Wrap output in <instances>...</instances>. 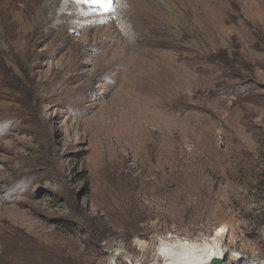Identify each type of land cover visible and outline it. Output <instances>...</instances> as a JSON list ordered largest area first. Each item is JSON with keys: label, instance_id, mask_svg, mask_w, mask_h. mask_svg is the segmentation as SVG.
<instances>
[{"label": "rangeland", "instance_id": "1", "mask_svg": "<svg viewBox=\"0 0 264 264\" xmlns=\"http://www.w3.org/2000/svg\"><path fill=\"white\" fill-rule=\"evenodd\" d=\"M171 1L0 0V264H264V0Z\"/></svg>", "mask_w": 264, "mask_h": 264}, {"label": "bare ground", "instance_id": "2", "mask_svg": "<svg viewBox=\"0 0 264 264\" xmlns=\"http://www.w3.org/2000/svg\"><path fill=\"white\" fill-rule=\"evenodd\" d=\"M137 1L140 7H142L141 8L142 12H140V16L142 17V19H145L147 15L152 14V11H156L157 9L162 13L163 16L170 19V14L162 10L159 5L156 4L154 7H149V6L143 7L142 0H137ZM148 1L154 3V0H148ZM176 1L180 2V4H178ZM176 1L175 0L171 1V4H170L171 8L173 7L176 10L174 6L178 5L179 9H183L184 11L185 9H187L188 11L190 10L188 9V6H189L188 0H176ZM157 13H155L156 16H157ZM155 117L156 116H154V118ZM226 232L227 230H225V227L222 225L218 227L217 229H215L214 234L212 236L201 235L202 236L201 243L203 244L201 246L194 244L188 238L178 237L176 234H171L164 238H160L159 243H158L159 247H158L157 254L161 255V258L163 259L164 264H176V263L178 264H193V263L209 264L216 258H221V257L225 258L226 254L228 253V249L224 245V238H225ZM230 255H232V253H230ZM154 264H157V263L154 262Z\"/></svg>", "mask_w": 264, "mask_h": 264}, {"label": "built area", "instance_id": "3", "mask_svg": "<svg viewBox=\"0 0 264 264\" xmlns=\"http://www.w3.org/2000/svg\"><path fill=\"white\" fill-rule=\"evenodd\" d=\"M158 253V250H157ZM118 253H114L113 259L108 260L105 264H122L119 259H117ZM159 258H161V255H158ZM243 256L240 253L233 254L229 257V259L232 261V264H237L239 261L244 263ZM162 259V258H161ZM241 263V264H242ZM256 263V262H255ZM125 264H149L144 258H133L130 256ZM254 264V262H253Z\"/></svg>", "mask_w": 264, "mask_h": 264}, {"label": "water", "instance_id": "4", "mask_svg": "<svg viewBox=\"0 0 264 264\" xmlns=\"http://www.w3.org/2000/svg\"><path fill=\"white\" fill-rule=\"evenodd\" d=\"M209 264H229L225 258L221 257V258H216L214 259L211 263Z\"/></svg>", "mask_w": 264, "mask_h": 264}]
</instances>
